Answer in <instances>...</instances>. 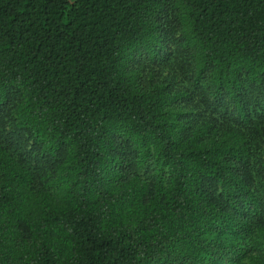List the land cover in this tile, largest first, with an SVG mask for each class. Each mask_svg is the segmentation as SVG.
Wrapping results in <instances>:
<instances>
[{
  "label": "trees",
  "instance_id": "trees-1",
  "mask_svg": "<svg viewBox=\"0 0 264 264\" xmlns=\"http://www.w3.org/2000/svg\"><path fill=\"white\" fill-rule=\"evenodd\" d=\"M0 264H264V0H0Z\"/></svg>",
  "mask_w": 264,
  "mask_h": 264
}]
</instances>
